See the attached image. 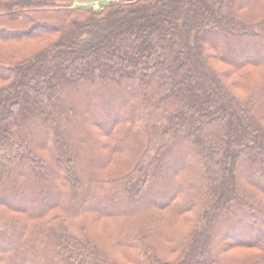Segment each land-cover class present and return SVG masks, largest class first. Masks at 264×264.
Here are the masks:
<instances>
[{
  "label": "trees",
  "instance_id": "obj_1",
  "mask_svg": "<svg viewBox=\"0 0 264 264\" xmlns=\"http://www.w3.org/2000/svg\"><path fill=\"white\" fill-rule=\"evenodd\" d=\"M0 264H264V0H0Z\"/></svg>",
  "mask_w": 264,
  "mask_h": 264
},
{
  "label": "rangeland",
  "instance_id": "obj_2",
  "mask_svg": "<svg viewBox=\"0 0 264 264\" xmlns=\"http://www.w3.org/2000/svg\"><path fill=\"white\" fill-rule=\"evenodd\" d=\"M93 7L94 8H97L99 6V2L98 1H95L92 3ZM262 79V78H261ZM261 79H258V78H255L253 76L249 77L247 80H246V86H255V84L257 82H260L262 81Z\"/></svg>",
  "mask_w": 264,
  "mask_h": 264
}]
</instances>
